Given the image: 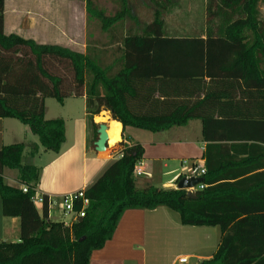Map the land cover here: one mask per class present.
<instances>
[{"label": "trees", "instance_id": "obj_1", "mask_svg": "<svg viewBox=\"0 0 264 264\" xmlns=\"http://www.w3.org/2000/svg\"><path fill=\"white\" fill-rule=\"evenodd\" d=\"M4 1L0 119L27 126L44 151L57 154L64 142V123L45 119L44 99L61 104L71 97L84 98L92 142L98 129L93 117L108 112L122 126V141L126 125L157 133L197 118L207 150L264 146V21L258 10L264 0H206L203 26L210 27L215 18L219 24L200 32L204 38L167 33L163 15L170 12L171 0H150L160 10L137 32L134 26L122 32L124 22H137L128 0H117L120 9L113 15L87 0V19L97 20L107 35L108 50L100 52L110 54L107 66L85 52L5 35ZM188 86L196 89V99L190 105L175 102ZM118 146L117 158L85 190L89 203L84 217L70 227L47 220L46 210L39 212L31 201L39 169L30 159L38 147L29 150V159H23L24 144L0 148L1 213L19 221V240L0 242V264H89L91 253L110 240L124 211L160 207L177 213L183 226L219 227L215 254L197 264H264V187L247 186V197H239L234 192L241 188L235 185H213L224 176L213 175L208 156L201 182L206 187L195 192V199L183 190L139 189L133 171L143 148ZM6 169L16 172L18 186L6 184Z\"/></svg>", "mask_w": 264, "mask_h": 264}, {"label": "crops", "instance_id": "obj_2", "mask_svg": "<svg viewBox=\"0 0 264 264\" xmlns=\"http://www.w3.org/2000/svg\"><path fill=\"white\" fill-rule=\"evenodd\" d=\"M79 1L5 0L4 34H15L37 44L57 45L84 53L86 47L84 43L82 45L81 36L85 34L87 0ZM99 3L102 4L103 0H96L98 8ZM124 25L126 29L122 32L127 30L128 20ZM196 34L204 38L202 34ZM186 35L193 37L192 34ZM76 45H81L82 50L75 49ZM179 93L183 96H176L175 102L190 105L196 99V89L193 87H185ZM71 98L63 100L61 107L65 108V102ZM77 98L80 101L70 103L62 111L63 116L55 118L64 123V142L57 154L44 151L28 127L19 129L11 121L14 119H0V148L24 144L26 148L23 155L29 159V150L38 147V154L30 159V163L39 169L35 189L37 195L58 199L88 188L117 158L120 148L118 143L115 146L106 145L104 153L94 151V136L88 131L84 98ZM106 117L107 114L102 112L93 117V122L98 125L100 123L96 119ZM109 122L119 125V142L123 146L140 145L143 148V156L139 161L142 174L136 177L141 180H135L139 189L152 186L176 190L181 179L191 176L197 170H205L208 156L213 175L224 176L223 180L213 185H235L241 188L234 192L239 197H247L243 190L247 186L264 187V146L246 149L236 146L233 149H222L221 152L207 150V143L202 140L200 119H190L183 126L157 133L126 125L123 128V141L121 124L109 118L108 122H104L107 129ZM126 128L129 136H125ZM232 145L235 144L232 142ZM42 154L45 158L40 163L39 157ZM36 158H39L40 164L36 163ZM16 177L15 171H3L8 186H18ZM261 197H264V190ZM18 225L17 218L2 216L0 202V242H17ZM11 235H14V240L9 238ZM220 237L219 227L183 226L178 214L164 207L151 211L129 209L121 214L110 240L101 249L91 253L89 264H180L178 260L183 258L187 259L185 264H197L215 254Z\"/></svg>", "mask_w": 264, "mask_h": 264}, {"label": "rangeland", "instance_id": "obj_3", "mask_svg": "<svg viewBox=\"0 0 264 264\" xmlns=\"http://www.w3.org/2000/svg\"><path fill=\"white\" fill-rule=\"evenodd\" d=\"M79 1V0H77ZM93 5H95L96 0H90ZM129 1V8L131 9L132 14H134L135 18L137 19V22H134L132 20H128V26L129 28L134 26V30L137 32L138 27L141 28L142 26H145L148 22H150L153 18V13L158 9L150 0H128ZM80 3L82 2L79 1ZM160 3V0H158ZM205 2L206 0H171L169 3V13H165L163 15V18L165 19L167 23V33L168 34H175V35H182V34H193V33H204L206 32V28H209L211 31L213 30L211 27H215L219 24V21L217 18L213 19L211 21V26L208 27L207 24H204V12H205ZM166 6V3H164ZM96 6V5H95ZM168 6V5H167ZM99 8L104 10L106 15H113L115 12L119 11L120 6L117 2V0H103V3H99ZM167 10V7L165 9H162V11ZM258 10L260 13L259 19L261 21H264V6L262 4L258 5ZM206 17V15H205ZM81 24H83L81 22ZM85 25V22H84ZM81 36L82 39V45L85 44V53L89 54L91 57H94L95 59H98L102 65H109L112 62V58L106 53L104 55L100 54V52H106L108 50L107 47L104 45L107 44V35L103 32H101L100 23L95 19H87L86 25H85V34L84 37ZM85 40V41H84ZM84 41V42H83ZM78 44V43H76ZM75 49H81V45H76ZM116 68V67H114ZM80 101L78 98H71L70 100H67L65 108L61 107V104L57 102V100L53 98H46L44 99V108H45V118L47 119H55L59 118L62 114V111L68 107L70 103H74ZM102 113V112H101ZM107 116L110 118V114L108 112H105ZM11 120V119H7ZM65 120V119H64ZM13 123L19 126V129H26L27 126H24L17 122L16 120H11ZM9 123V122H5ZM103 124H105L103 122ZM31 133V132H30ZM129 132L126 128L125 130V136L128 135ZM130 135V134H129ZM128 135V136H129ZM7 137V136H6ZM5 137V141H6ZM128 138V137H127ZM25 158V157H24ZM23 158V159H24ZM40 163L43 161L45 156L42 154L39 157ZM39 158H36V163H39ZM12 171L13 170H7ZM17 175V174H16ZM7 178V177H6ZM136 182H140V178H135ZM60 218L58 212H55L52 214V220L58 221ZM69 218V217H68ZM63 220V217H62ZM14 235H11L9 238H12L11 240H14Z\"/></svg>", "mask_w": 264, "mask_h": 264}, {"label": "built area", "instance_id": "obj_4", "mask_svg": "<svg viewBox=\"0 0 264 264\" xmlns=\"http://www.w3.org/2000/svg\"><path fill=\"white\" fill-rule=\"evenodd\" d=\"M108 145V144H106ZM205 170H197L193 172L190 177L202 178ZM142 174V167L139 162L136 163L133 171V175L135 177H139ZM204 186L202 184H198L195 188L187 189L185 192H191L195 194L196 191L203 190ZM20 190L22 193H27V188L25 186H20ZM85 189H80L73 193H68L66 195L61 196L58 199H54L52 197H44V195H34L31 197V201L33 205L39 212L46 210V219L52 220V214L58 212L60 218L58 221L66 227H70V225L77 219L84 217L85 211L88 207V199L85 194ZM63 217V220H62ZM69 217V218H68ZM178 262L180 264H185L187 259H179Z\"/></svg>", "mask_w": 264, "mask_h": 264}, {"label": "water", "instance_id": "obj_5", "mask_svg": "<svg viewBox=\"0 0 264 264\" xmlns=\"http://www.w3.org/2000/svg\"><path fill=\"white\" fill-rule=\"evenodd\" d=\"M107 126L103 123L98 124V129L96 130V135L97 139L94 142V151L96 153H104L106 151V144L108 141L107 137ZM202 178H195V177H190L188 179L183 178L181 179L177 185H176V190H187V189H192L195 188L198 184H201ZM187 197L190 199H195L196 196L195 194H192L191 192H187ZM83 239H80V241Z\"/></svg>", "mask_w": 264, "mask_h": 264}, {"label": "bare ground", "instance_id": "obj_6", "mask_svg": "<svg viewBox=\"0 0 264 264\" xmlns=\"http://www.w3.org/2000/svg\"><path fill=\"white\" fill-rule=\"evenodd\" d=\"M109 118H97L96 122L97 123H103V122H108ZM107 137L108 141L107 144L108 146H114L116 143L119 142L120 140V132H119V125L113 122H109V127L107 129Z\"/></svg>", "mask_w": 264, "mask_h": 264}]
</instances>
